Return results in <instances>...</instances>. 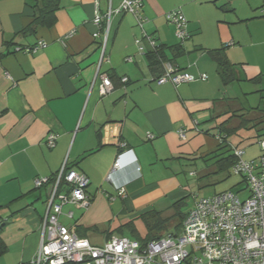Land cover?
<instances>
[{
    "label": "crops",
    "instance_id": "crops-1",
    "mask_svg": "<svg viewBox=\"0 0 264 264\" xmlns=\"http://www.w3.org/2000/svg\"><path fill=\"white\" fill-rule=\"evenodd\" d=\"M123 1L59 0L52 27L18 37L34 19L36 0H0V237L6 247L0 264H32L38 255L51 187L37 189V178H53L65 164L87 176L90 207H66L74 217H62L61 222L75 226L77 235L93 246L121 236L141 241L154 223L145 216L155 212L171 218L174 204L187 196L177 176L183 167L200 166V172L190 174L207 182L221 176L216 163L228 155L220 151L218 136H225L218 126L231 112L264 111L262 96L260 105L244 109L226 99L209 54L224 48L235 65L238 80L234 83L261 86L252 93L264 95V0H143L144 32L162 47L165 60L195 77H208L178 87L154 81L162 68L150 67L147 54L152 50L136 17L116 13ZM203 1L222 4L220 10L234 13L238 24L247 22V34L228 28L224 36L218 29V47H205L204 21L198 15ZM179 6L189 35L182 44L166 18ZM109 12L105 52L109 63L98 69L105 34L94 19ZM40 42L46 46L34 52ZM228 43L234 46L226 48ZM238 44L241 52H251L254 63H235L231 51ZM99 70L108 74L115 87L107 96L99 92ZM238 125L237 120L230 123L231 128ZM254 132H244L240 139L226 138L240 149L246 143L259 145L258 155L244 156L248 161L263 153L264 138L247 139ZM49 134L57 135L53 149L46 145ZM149 134L154 138L149 139ZM121 143L126 149L121 150ZM118 159L122 169L114 172ZM119 188L125 189L124 195ZM133 229L139 236L131 233ZM110 231L115 233L109 237Z\"/></svg>",
    "mask_w": 264,
    "mask_h": 264
},
{
    "label": "built area",
    "instance_id": "built-area-1",
    "mask_svg": "<svg viewBox=\"0 0 264 264\" xmlns=\"http://www.w3.org/2000/svg\"><path fill=\"white\" fill-rule=\"evenodd\" d=\"M143 6V0H124L116 13L135 16L151 50L158 51V43L144 32L147 19L142 15ZM111 17L112 12H109L104 17L98 15L94 19V24L105 34L98 69L104 62L109 63L105 52ZM166 18L175 26L176 38L185 42L189 35L182 10L171 11ZM94 37H99V33ZM136 43L140 45V40ZM45 46L44 42H40L33 51ZM207 78L204 74L195 77L170 62H164L162 75L154 81L158 85L172 84L178 87L206 81ZM96 80L99 81L101 96L114 91V84L107 73L99 70ZM122 81L126 83L127 79ZM180 136L186 139L184 131L180 132ZM148 138L153 139L154 136L149 134ZM218 140L222 144L224 139L218 136ZM56 142L57 135L49 134L47 147L55 148ZM260 144L262 155L248 161L244 158V150L228 143L236 158L232 172L245 180L241 193L225 191L209 198L195 199L178 236L169 235L146 244L121 236L112 237L103 246H93L87 239L77 235L75 226H67L61 222L62 217L70 220L74 217L72 211H65L66 207L73 206L80 210L90 207V181L87 176L75 169H68L65 164L53 178H37L34 181L37 189L45 186L51 188L42 227L41 246L32 264H264V140ZM120 148L126 149V144L121 143ZM121 169L122 164L118 159L113 170L115 172ZM108 180H112V175L108 176ZM118 191L120 195L125 193L124 188H119ZM243 193L246 196L241 198Z\"/></svg>",
    "mask_w": 264,
    "mask_h": 264
},
{
    "label": "trees",
    "instance_id": "trees-1",
    "mask_svg": "<svg viewBox=\"0 0 264 264\" xmlns=\"http://www.w3.org/2000/svg\"><path fill=\"white\" fill-rule=\"evenodd\" d=\"M33 9L35 11V15L32 23L27 28L19 32L17 34L18 37H26L29 34H33L39 27H52L56 23L55 14L56 11L59 9V0H36ZM182 43L184 42H180V44ZM230 46L231 47L234 46V43H230L229 45L226 46V48ZM162 51H163L162 47L160 46L158 51H150L147 54L150 62V67L153 70L158 69L160 66L162 68V64L164 62H170L174 66L179 67L172 61L165 60L166 58ZM209 54L216 63L217 73L222 79L223 84L225 86H228L238 80L235 75V65L230 62L224 48L210 51ZM252 81H256V80H252ZM244 111L231 112L230 117L225 122H223L218 126L219 131L225 134V138H223L224 139L223 143L220 145L221 147L220 151L221 152L225 151L224 153L228 155L227 157L217 161L216 165H217L218 174L222 175L231 171L236 162V158L232 154V151L228 145L229 142L226 138L240 139L243 138L242 134L244 132L247 133L252 130L255 131L254 132L255 135L247 139L258 141L264 138V111L258 108L246 110V112ZM233 120L239 121V125L235 128L230 127V123ZM243 141L245 140L243 139ZM244 187H245V180L242 178V180L235 186L236 188L235 192L241 193ZM184 201L185 199H182L176 202V204H174L175 214L171 218H164L161 214L155 212H152L150 213V215L145 216V219H147V217H149V219H154V223L148 225L147 235L140 242L142 244H146L150 241L159 240L169 235L178 236L183 230V223L187 215V213H182L181 211V207ZM2 229L3 226H0V233ZM113 233L115 232L114 231L108 232L109 237ZM131 233L133 235L139 236V232L137 230L133 229L131 230ZM121 234H124V232L122 231ZM5 252H6V247L3 244L2 239L0 237V257L4 255Z\"/></svg>",
    "mask_w": 264,
    "mask_h": 264
},
{
    "label": "rangeland",
    "instance_id": "rangeland-1",
    "mask_svg": "<svg viewBox=\"0 0 264 264\" xmlns=\"http://www.w3.org/2000/svg\"><path fill=\"white\" fill-rule=\"evenodd\" d=\"M221 6L222 4L219 3L214 4V1H210L209 3L203 1V3L201 4V9H199L198 11V15L204 21V27H205L204 34L202 35L201 40L203 41L205 47H208L209 49H214V48L216 49V47H218V43L220 39L218 36V29L221 31V33H224L222 34L224 36L228 33L227 32L228 28L232 32L239 33L242 35H246L248 31L247 22L240 24L236 23V21L234 20L235 19L234 13H225L224 11H221L220 10ZM178 8H181L183 11V6H179ZM231 52L232 54L234 53V61L235 63L237 62V64L254 63L251 52H249L248 49H245L244 53L241 52L239 50V44L238 47L234 48V50ZM207 60L210 62V64H213L212 65L213 67L215 66L209 57H207ZM239 66H241V64ZM260 90H262L261 86L252 85L249 83H238V82L237 83L233 82L228 86L223 85V88L221 89L222 94L225 95L226 99L235 100L236 102L235 106H239L242 109L251 108L260 105L259 102L262 101V97L264 98L263 93L262 94L257 93L260 95L257 94L253 95L252 93ZM223 136H225V134H223ZM242 150H244L246 153L245 158L250 159L259 154L260 147L257 143L254 142L246 143L243 145ZM200 168H201L200 166H194V163H192L189 166L187 165L183 167L184 170L182 171V173L177 175L180 178V182L182 186L188 193L181 207L182 213H188L191 210L192 205L195 202V199L197 198H209L225 191H229V190L235 191L236 189L235 186L242 180L240 176L233 174L232 170L217 178L214 177L213 179L210 178L209 180L212 182L210 181L207 182L208 181L207 178L206 179L200 177L194 178V175L190 174V172L191 171L200 172L201 171ZM176 171H178V167ZM245 196L246 193L240 195L241 198H244Z\"/></svg>",
    "mask_w": 264,
    "mask_h": 264
}]
</instances>
